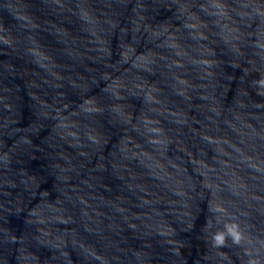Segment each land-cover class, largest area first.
I'll use <instances>...</instances> for the list:
<instances>
[{"label": "water", "instance_id": "95a60500", "mask_svg": "<svg viewBox=\"0 0 264 264\" xmlns=\"http://www.w3.org/2000/svg\"><path fill=\"white\" fill-rule=\"evenodd\" d=\"M0 264H264V0H0Z\"/></svg>", "mask_w": 264, "mask_h": 264}, {"label": "clouds", "instance_id": "9594fccd", "mask_svg": "<svg viewBox=\"0 0 264 264\" xmlns=\"http://www.w3.org/2000/svg\"><path fill=\"white\" fill-rule=\"evenodd\" d=\"M218 239H220V238H218Z\"/></svg>", "mask_w": 264, "mask_h": 264}]
</instances>
